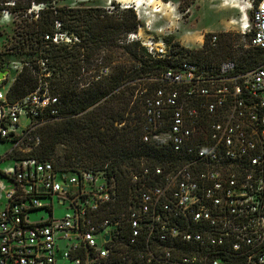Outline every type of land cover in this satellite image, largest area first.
Here are the masks:
<instances>
[{
    "label": "built area",
    "instance_id": "1",
    "mask_svg": "<svg viewBox=\"0 0 264 264\" xmlns=\"http://www.w3.org/2000/svg\"><path fill=\"white\" fill-rule=\"evenodd\" d=\"M159 1L131 7L144 22L170 7L152 8ZM151 23L129 43L172 65L147 78L140 95L142 143L164 161L143 159L123 174L35 159L0 168L9 184L3 194L0 181V264H264V63L239 72L234 61L180 59L160 38L163 29L144 35ZM239 24L249 48L264 50V0L250 24ZM57 30L55 44L72 42L60 24ZM211 45L217 48V35ZM8 91L0 92L1 140L16 145L34 130L32 121L62 117V102L47 87L14 104ZM22 118L30 121L23 132ZM56 205L65 207L62 217ZM40 212L47 217L31 218Z\"/></svg>",
    "mask_w": 264,
    "mask_h": 264
},
{
    "label": "trees",
    "instance_id": "2",
    "mask_svg": "<svg viewBox=\"0 0 264 264\" xmlns=\"http://www.w3.org/2000/svg\"><path fill=\"white\" fill-rule=\"evenodd\" d=\"M59 1L0 0V12H8L18 20L12 53L29 57L7 93L8 102L17 103L40 87H47L63 105L61 118L32 121L34 130L19 138L29 140L26 142L29 151L14 149L6 158L15 162L26 159L54 162L60 169L81 163L98 171L109 165L118 174H123L125 165L143 159L164 161L161 150L142 143L139 93L143 91V94L146 88H139L141 81L158 77L172 65L153 61L139 42H133L123 48L128 55L125 64L116 66L108 75L102 74L95 66L101 59V50L117 47L122 34L137 31L141 24L136 13L131 9L108 12L97 8L58 7ZM259 1L254 0L255 6ZM34 6H40L41 10L35 13ZM57 24L72 37V44L53 42L58 33ZM212 36L208 34L204 47L191 53V61L213 65V61L222 62L232 56L231 36L220 34L217 48L211 45ZM168 41L173 43L176 53H181L180 59L190 53L179 43ZM103 60L106 67L115 63L113 54ZM5 61L0 63V70L8 64ZM228 61H234L239 72L252 71L264 63V50L250 48L240 60ZM127 63L137 65L134 72ZM38 128H41L40 136L36 135ZM60 144H66L68 150L63 161L58 162L54 154Z\"/></svg>",
    "mask_w": 264,
    "mask_h": 264
},
{
    "label": "rangeland",
    "instance_id": "3",
    "mask_svg": "<svg viewBox=\"0 0 264 264\" xmlns=\"http://www.w3.org/2000/svg\"><path fill=\"white\" fill-rule=\"evenodd\" d=\"M126 0H61L56 5L58 7H74V8H97L103 9L108 12H123L124 10L131 9L134 13L135 10L131 7V4L126 5L123 3ZM131 1V0H130ZM135 1V0H134ZM246 2L253 3L252 8L247 5ZM159 3H163L165 6L170 5L169 8L164 7V13L156 14L155 18H145L144 22L139 21L141 25L147 24L151 21L152 31L145 29L144 35L157 36L156 30L163 29L160 34V38L169 42L168 39L173 40L180 44L181 48L189 50V54L184 57H191V53L201 50L206 43V36L208 34L217 35L228 34L231 36L232 41V56L222 62L238 59L250 50L248 46L249 38L239 34L240 20L251 23V16L255 11L254 0H161ZM152 5V8L155 6ZM116 7H118L116 9ZM174 9V11H171ZM243 9V12H241ZM35 13L41 10L40 6H34L32 9ZM247 18V20H246ZM16 22L18 20L9 14L8 12H0V63L8 61V64L0 70V72H8L7 79L4 82H0V92L3 90H9L13 85L14 80L18 76L25 60L29 59L25 54L12 53L11 47L15 40L16 34ZM144 23V24H143ZM237 24V25H236ZM130 35V34H129ZM129 35L122 34L117 42V47L104 48L100 53V60L95 62V66L100 68L102 74L108 75L116 66L124 65L128 55L124 53V46L129 44ZM72 39V37H70ZM69 39V40H70ZM219 41V40H218ZM66 38L64 42L66 43ZM170 43V42H169ZM67 44H72L68 42ZM141 44V43H140ZM219 45V43H218ZM115 58V63L106 67L103 58L112 55ZM218 60L213 61V64L222 63ZM135 63H127V67L132 68L131 72L135 71ZM44 68V66H43ZM108 72L106 71V69ZM141 83V89L149 87L150 82L143 80ZM143 91H140L139 95ZM30 125V121L22 118L20 121L19 130L23 132ZM121 127V126H120ZM41 128L36 131V135L40 136ZM8 143H0V164L1 170H7L15 167V162L6 158V156L12 152V149H16L17 152L29 151L27 148V141L19 142L14 145L12 139H9ZM27 142V143H26ZM31 143V142H30ZM31 146V144H30ZM22 150V151H20ZM68 150L66 144L58 145L54 154V160L58 162L63 161V157ZM0 181L5 183L3 185V194L8 189L9 184L0 178ZM4 200L0 202V210L3 209ZM66 213L65 207H59L56 205V215L62 217ZM47 215L44 212L31 215L34 220L37 217Z\"/></svg>",
    "mask_w": 264,
    "mask_h": 264
},
{
    "label": "water",
    "instance_id": "4",
    "mask_svg": "<svg viewBox=\"0 0 264 264\" xmlns=\"http://www.w3.org/2000/svg\"><path fill=\"white\" fill-rule=\"evenodd\" d=\"M8 72H0V82H4L7 79Z\"/></svg>",
    "mask_w": 264,
    "mask_h": 264
},
{
    "label": "crops",
    "instance_id": "5",
    "mask_svg": "<svg viewBox=\"0 0 264 264\" xmlns=\"http://www.w3.org/2000/svg\"><path fill=\"white\" fill-rule=\"evenodd\" d=\"M134 2H135L134 0H131V1H130V0H126V1H124L123 3H125L126 5H128V4L133 5ZM156 4H160V3H159V2H156ZM0 143H1V144H4V143H8V142H2L1 139H0ZM12 151H13V149H12Z\"/></svg>",
    "mask_w": 264,
    "mask_h": 264
},
{
    "label": "bare ground",
    "instance_id": "6",
    "mask_svg": "<svg viewBox=\"0 0 264 264\" xmlns=\"http://www.w3.org/2000/svg\"><path fill=\"white\" fill-rule=\"evenodd\" d=\"M136 1V0H135ZM140 1V0H139ZM246 20H247V18H246ZM240 22H242V21H240ZM243 22H245L244 20H243Z\"/></svg>",
    "mask_w": 264,
    "mask_h": 264
}]
</instances>
